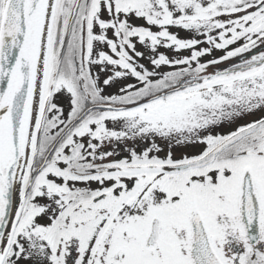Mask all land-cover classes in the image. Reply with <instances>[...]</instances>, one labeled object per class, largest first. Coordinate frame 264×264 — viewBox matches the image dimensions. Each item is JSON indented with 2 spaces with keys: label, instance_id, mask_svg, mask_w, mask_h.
<instances>
[{
  "label": "snow or ice",
  "instance_id": "6c2138e0",
  "mask_svg": "<svg viewBox=\"0 0 264 264\" xmlns=\"http://www.w3.org/2000/svg\"><path fill=\"white\" fill-rule=\"evenodd\" d=\"M0 264H264V0H0Z\"/></svg>",
  "mask_w": 264,
  "mask_h": 264
},
{
  "label": "rangeland",
  "instance_id": "374dc122",
  "mask_svg": "<svg viewBox=\"0 0 264 264\" xmlns=\"http://www.w3.org/2000/svg\"><path fill=\"white\" fill-rule=\"evenodd\" d=\"M181 35H185V33H181ZM221 53H216V55H220ZM193 151H195V150H193Z\"/></svg>",
  "mask_w": 264,
  "mask_h": 264
}]
</instances>
